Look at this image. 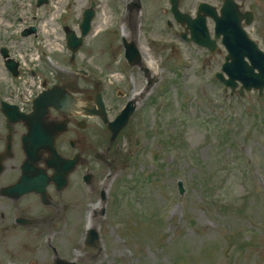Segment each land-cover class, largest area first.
Listing matches in <instances>:
<instances>
[{"label":"rangeland","instance_id":"obj_1","mask_svg":"<svg viewBox=\"0 0 264 264\" xmlns=\"http://www.w3.org/2000/svg\"><path fill=\"white\" fill-rule=\"evenodd\" d=\"M36 1L0 0L4 24L0 22V36L13 44L15 54L28 53L34 59L31 65L48 82L58 74L48 61L52 56L91 69L94 81L107 82L115 73L122 80L133 76L137 90L143 86V70L120 61L122 36L130 34L124 1L94 0V30L74 62L69 60L70 52L63 51L64 26L78 29L81 13L92 0H75L71 7L69 0H50L40 7ZM199 1L181 0V8L193 11ZM202 1L221 5L223 0ZM242 3L256 12L249 31L264 47V0ZM145 6L146 20L139 22L137 34L146 47L143 62L152 65L148 68L157 79L139 100L140 107L150 106L146 112L135 110L121 138L125 149L123 144L138 135L141 145L132 146L136 157L122 163L112 182L110 199L104 204L107 214L93 215L101 235L100 250L82 242L88 223L80 222L82 202L94 198L82 194L87 188L79 190L71 183L41 212L33 206V195L23 198L33 207L24 214L50 220L28 226L14 224L11 202L0 196V264H52L51 246L67 258L93 255L92 264H264V96L257 91L243 97L231 94L214 77L224 51L211 53L181 41L179 24L165 27L170 19L168 0H147ZM65 11L68 17L62 19ZM34 15L43 23L40 39H34L31 30L28 35L19 32L34 22ZM171 45L179 48L172 50ZM77 82L81 88L93 89L90 79L79 77ZM6 86L0 83V91ZM122 157L125 161V150ZM15 159H20L17 151ZM6 182V177L0 178V185ZM63 202L69 206L58 210L57 219L45 217Z\"/></svg>","mask_w":264,"mask_h":264},{"label":"flooded vegetation","instance_id":"obj_2","mask_svg":"<svg viewBox=\"0 0 264 264\" xmlns=\"http://www.w3.org/2000/svg\"><path fill=\"white\" fill-rule=\"evenodd\" d=\"M135 3L131 5L137 6L136 3L140 2L134 0ZM138 42V39H130V42ZM125 51V49H124ZM72 62L75 58L71 57ZM133 61H136V57H132ZM143 66L142 64H137ZM132 67V66H131ZM141 69V68H140ZM75 71H66L65 73L59 72L57 74L54 83H47L48 86H53L55 84L62 85L67 83V87L71 92L80 99L86 101V108L94 111V113L86 114L83 112H71L62 113L52 106H47L48 112L42 115L39 119V124L41 128H38L42 135L45 134V148L42 149L40 160L35 164L37 169H44L49 176H52L58 169V175L65 179V184L61 188L55 181H51L47 185V198L44 200L39 192H26L22 195L16 193V189L12 190L13 186H16L24 175L23 164L26 160L25 151V138L30 134V114L32 113V105L27 104L24 106L20 105L13 89L8 86L4 91H0V178L6 177V183L0 185V196L5 197L9 200L10 207L13 214V222L16 226L30 225L42 221H50L49 219H42L41 214L36 218L33 216H28L25 210L30 205H26L22 202L23 198L33 195V206L38 208L41 212L42 208L45 206H50L52 201L55 200L57 196H62L66 188H68L71 183L76 185L79 190L82 187L88 189V192L82 193L83 195H89L94 198V200H87L82 202V211L80 222L84 224V221L88 222L86 229L93 223V215L95 218L103 215L105 209V202L110 199V192L112 188V182H116L117 173L122 169V163L124 165L131 162V159L136 157V152L133 145L140 146L141 140L138 135H136L133 140L130 138L125 145V149L121 147L123 132L130 125L133 116L130 117L128 124L121 130V128L114 134L113 130L109 128L108 123L104 120V116L100 114V106L97 104L98 96L101 93L104 111L106 113V118L112 120L116 117L118 112L123 108V106L134 99L132 102L135 105V110L139 109L146 112V105L143 108L140 107V99H142L148 90L146 88L144 92H140L139 95L134 97L132 93L137 89L136 80H125L123 81V89L115 88L114 90L108 88V92L104 96V93L100 90L101 86L96 85L93 89L87 87L72 88L70 81L74 80L73 75ZM133 74L131 70L130 75ZM141 81V80H140ZM153 80L148 81V85L152 83ZM142 82V81H141ZM78 85V84H77ZM121 91V92H119ZM123 91V92H122ZM83 95V96H81ZM7 101L10 105H16L6 107L3 102ZM154 104V99H150V104ZM140 107V108H139ZM120 109V110H118ZM118 110V111H117ZM117 111V112H116ZM135 113V111H134ZM133 113V115H134ZM66 125V128L61 132H56L58 126ZM119 126H116L117 129ZM92 135L98 140H94ZM49 139L54 141V148L58 154L61 161L50 159L51 151L48 142ZM127 146V147H126ZM20 153V159H15L16 151ZM127 152V157L124 161L122 157L123 151ZM87 153L85 156L84 154ZM76 159L74 163L71 160ZM15 160L14 163H9L8 161ZM82 165H84L82 167ZM82 167V168H81ZM6 175V176H5ZM73 175L74 184H73ZM2 189H7L3 192ZM99 190L96 192L95 190ZM51 192L57 193L52 195ZM69 204L63 202L57 205V211H54L45 217L51 219V221L57 219L60 216L58 210L65 209ZM104 206V207H103ZM10 209V211H11ZM91 210V211H90ZM58 216V217H57ZM87 231H85L86 233ZM87 242V241H86ZM100 250V246H97ZM56 256H53L52 264H55ZM95 257L89 255L84 258L81 262L85 264H92Z\"/></svg>","mask_w":264,"mask_h":264},{"label":"water","instance_id":"obj_3","mask_svg":"<svg viewBox=\"0 0 264 264\" xmlns=\"http://www.w3.org/2000/svg\"><path fill=\"white\" fill-rule=\"evenodd\" d=\"M172 4V10L177 20L181 23H189V26L192 29L193 39L200 36L208 39L209 30L205 15H199L197 19H192L189 15L184 14L179 10V0H172ZM200 9H204L205 14H210L214 20H216V35L217 37L221 34L223 35V43L228 49L226 62L223 66V71L227 74L228 78H225L223 73H218V77L225 83L226 86L231 87L232 90H235L241 83L239 90L241 95L245 93V90L249 91L251 89H259V92L262 95L264 92V52L261 51L257 44L249 38L247 32L242 26L243 19H246V22L249 23L253 19L254 15L251 12H247L245 14L241 13L235 0H226L220 15L206 4H202ZM92 16V10L85 13L84 21L81 25L83 36L88 33L91 26ZM83 36L77 37L75 31H67V38L69 41L68 45L73 51H76L79 45L83 43ZM211 41L214 44L213 40ZM14 72L17 73L16 70ZM50 93H54V91L49 89L37 96L33 101V112L29 117L30 134L27 138H25L26 160L22 166L24 171L23 176L25 177H22V180H20L16 186L12 187V190L16 189V193L19 195L26 192H39L44 200L47 198V185H49L51 181H55L58 188H61L66 181L57 174L58 169L52 176H49L44 169H37L35 166V164L40 160L42 149L45 148V134L42 135L41 131L38 129L41 128L39 119L46 113V105L54 106L61 112L69 113L74 107V103L76 101L69 93H66V97H69V100L68 102L60 105V103H56V101L53 100V95ZM100 113L102 114L101 110ZM129 115L130 109H128L126 114L121 117L120 121L109 124V128L113 130L114 134H116L117 131L127 123ZM115 124H119L117 129H115ZM64 126L65 127L58 126L56 128V132L63 131L66 128V125ZM48 144L50 146L48 149L51 151L50 159L60 162L61 159L58 157L54 148V141L49 139ZM6 190L7 189H2L3 192H6ZM95 238H99L98 233L95 234ZM56 264L77 263L59 258L56 261Z\"/></svg>","mask_w":264,"mask_h":264},{"label":"bare ground","instance_id":"obj_4","mask_svg":"<svg viewBox=\"0 0 264 264\" xmlns=\"http://www.w3.org/2000/svg\"><path fill=\"white\" fill-rule=\"evenodd\" d=\"M151 65V64H150Z\"/></svg>","mask_w":264,"mask_h":264}]
</instances>
